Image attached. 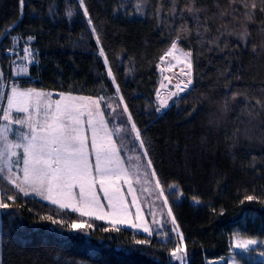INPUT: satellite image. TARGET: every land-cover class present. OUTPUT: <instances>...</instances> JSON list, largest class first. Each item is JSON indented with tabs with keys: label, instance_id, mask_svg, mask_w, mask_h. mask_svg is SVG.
Here are the masks:
<instances>
[{
	"label": "trees",
	"instance_id": "16d2710c",
	"mask_svg": "<svg viewBox=\"0 0 264 264\" xmlns=\"http://www.w3.org/2000/svg\"><path fill=\"white\" fill-rule=\"evenodd\" d=\"M243 3L84 0L85 17L78 0H25L22 9L20 0H0V71L6 82L15 80L11 37L23 42L31 35L35 63L19 86L111 97L119 106V85L132 122L150 142L149 157L183 234L187 264L227 258L237 237L264 241V0H247L256 4L248 15ZM177 39L191 53L194 88L157 115L158 63ZM169 185L176 186L175 196ZM5 202L11 206L0 209V264H169L177 242L171 233L173 243L154 235L136 246L146 234L91 219L84 221L93 228L75 232L66 225L81 219L77 213L67 211L61 228L40 219L55 207L45 201L19 194ZM135 247L140 251H126ZM235 261L264 264L251 252H238Z\"/></svg>",
	"mask_w": 264,
	"mask_h": 264
},
{
	"label": "snow or ice",
	"instance_id": "6c2138e0",
	"mask_svg": "<svg viewBox=\"0 0 264 264\" xmlns=\"http://www.w3.org/2000/svg\"><path fill=\"white\" fill-rule=\"evenodd\" d=\"M25 0H20L21 9ZM81 8L84 9L85 17L89 16L87 8L84 7V0H78ZM256 8V4L249 5L244 0L243 8L245 15H248L247 9ZM236 11V9H233ZM260 11L264 12V8ZM22 14V13H21ZM71 17L73 13L67 12ZM88 24L92 25L91 18ZM92 33L96 32L95 27L91 28ZM10 34V31L5 35ZM15 37H13V48H15ZM33 37H28L31 41ZM26 41V42H27ZM99 44V37H97ZM177 48V42L171 44V49ZM29 63H35V53L30 48H23ZM171 55V51L168 53ZM99 56L104 57L105 65L108 60L103 48L99 50ZM163 60V57H161ZM186 63L188 72L184 73L188 79L181 81L174 86L166 98L159 99L160 93L157 90L159 99L158 106L154 112L159 115L176 102L183 99L182 94H187L194 88V78L192 77L193 64L191 53H187L181 61ZM27 75V65L17 71L15 75ZM108 76L112 77V83L115 84L113 72L108 68ZM7 78L0 71V82ZM164 87V85H161ZM116 93H119V85H115ZM59 99L52 100L51 94L38 91L34 88L21 89L15 81L11 87L10 93L0 91V101L6 100V107L0 105V112L3 113L0 120V209H7L11 205L5 201H15L19 194L24 197L29 196V191L40 196L43 200L49 201L51 205L58 206L50 209L51 213L47 216H40L41 220L49 221L52 225L65 227L63 216L67 210L78 212L80 217H90L95 220L107 221L117 225H129L136 228L143 234H147L145 239L135 240L136 246L150 243V239L155 235H163L165 239L159 241L164 243H173L171 233H176V246L169 254V264H187L186 252L182 249L184 237L182 233H177L175 217L171 207L167 210V216L171 217L173 225L167 231H164V225L167 221H162L158 227H150L144 221L140 213V208H136V219L141 221L139 224L132 223L129 219V208L124 204V198L120 194L119 187L113 188L109 194L110 186L115 180L130 175L126 170L124 163L120 159V151L128 150L129 143L133 144V151L141 150L134 160L129 161L131 174L139 176L143 170L144 179L150 176L156 177V170L153 168V162L149 157V143L142 138V132L135 122L131 123V136L127 125L133 121L131 112L127 103H124L123 109L113 108L110 100L111 97L101 96L98 99L92 97H75L71 94L59 93ZM124 98L119 96V102L123 103ZM86 102V103H85ZM101 102L106 110H111L108 120L115 122L113 128L109 131L108 123L101 111ZM13 112L16 115H13ZM22 114V115H21ZM125 114H127L125 116ZM151 114V113H150ZM19 126V127H14ZM26 128L24 131L22 129ZM146 131V129H145ZM91 134L90 138L87 133ZM9 134L15 135V140L9 138ZM113 136L116 137L113 140ZM117 141L120 147L117 146ZM138 141V149L136 143ZM94 155L95 163L93 164L90 157ZM15 157V160L12 158ZM146 161V162H145ZM22 164V167H21ZM15 169V170H14ZM6 182V183H5ZM104 192V197L108 201L106 207L110 212H105V205L101 203L100 197L96 194V184ZM156 187L160 188V195L164 196L163 189L159 179L155 181ZM11 186V187H9ZM175 185H169V195H176ZM15 189L16 194H11ZM129 190H132L129 182ZM181 197L177 196V199ZM251 201L253 196L246 197ZM78 201V204L75 203ZM132 205H136V197L133 196ZM168 203V197L164 196V204ZM60 216L61 219L54 217ZM156 221H153L155 224ZM92 223L83 220L73 219L66 227L75 232H82L86 227L93 228ZM118 231V227L109 229L103 228V231ZM255 240H247L243 243L236 244L237 248L248 249V245L256 244ZM128 253L140 251L139 247L126 249ZM264 255V253H262Z\"/></svg>",
	"mask_w": 264,
	"mask_h": 264
},
{
	"label": "rangeland",
	"instance_id": "374dc122",
	"mask_svg": "<svg viewBox=\"0 0 264 264\" xmlns=\"http://www.w3.org/2000/svg\"><path fill=\"white\" fill-rule=\"evenodd\" d=\"M174 42H177V48L175 50H172L170 47L161 56V57H163V60L161 59L158 63V70H159L160 76H161L160 77V84H159V88H158L159 93H160L159 99L166 98L167 95L171 91L175 90L174 86L176 84L180 83L182 80L186 82V80L188 79V77L184 74V73L188 72V69L186 67V63H182L181 61L184 59L185 55L187 53H189V51L182 49L179 46V44H178L179 40L178 39L175 40ZM170 51H171V55L168 54ZM15 54H16V57L13 58V61H12L13 64L16 62H20V61L22 62L24 57L21 55V53L16 52ZM191 61H192V57H191ZM13 64H12V76H13V70H14ZM191 75L193 77V69H192ZM13 78H15V76H13ZM13 81H15L17 85H19V81H16V80H12L9 82L4 81V82L0 83V91H3L6 93L8 90H11V87L13 86ZM161 85H164V87H161ZM115 91H116V89H115ZM53 95L58 96V93L53 92ZM115 96L119 100L120 95L118 93H116ZM159 99H158V97H156L157 106L159 103ZM111 100H110V102L112 103L113 108H118V110L123 109V106H124L123 103L119 102V106H118V101L116 103L115 101L113 102ZM3 101H0V105H3ZM101 107H102V110H103V113L105 116V120L108 123L109 131H111L113 128V124L115 122L108 120L110 112L107 115H105L106 109L103 106V102H101ZM109 111H111V110H109ZM2 114L3 113L0 112V117H2ZM126 115L127 114H125V116ZM0 123H2V120H0ZM131 123H132V121L128 123L127 128H128V131L131 133V136L134 138L135 133L131 132ZM115 139H116V137L113 136V140H115ZM135 143H136V146L138 149V141ZM117 146H118V148L120 147V144L118 141H117ZM132 148H133V144L129 143L127 151H124V150L120 151L121 161L124 163L126 170L130 171V175L127 177H122L119 180H115L114 183L112 184V187H114V188L119 187L120 194L124 198V204L129 208L128 219L132 223H135V224L141 223V221L136 219V208L138 206L140 208L141 215L144 217V221L146 223H148V225L150 227H153V228L158 227L162 221L166 220L167 224L164 225L163 229H165V227L171 228L173 226L171 224V217L167 216V210L169 208V203L164 204V196H166V195H165V192H164V189L162 188V186H161V188L163 189L164 196L160 195L161 189L156 187L155 181L157 179V176L156 177L150 176L151 169L148 170L149 171V179L147 181L144 179L142 169H141L139 176L131 174V170L129 169V161L134 160L135 156L139 155L140 151H141V150L133 151ZM129 182H131V185H132L131 191L129 190ZM133 196L136 197V205H132V203H131ZM46 203H48V202H46ZM55 207H58V206H55ZM67 211L74 213V214L77 213L79 215L78 212H72L70 209ZM80 218L81 219H79V220H83V221H84V219L95 220L94 218H90L87 216L80 217ZM154 220L156 221L155 224H153ZM95 221H99V220H95ZM102 222H106L107 224L110 225V223H108L107 221H102ZM117 226L121 227V225H117ZM125 226H126L125 228L131 229V230L136 231V232H140L136 228H132L127 224H125ZM122 227H124V226H122ZM177 233H181V232L177 229ZM174 236L176 238V233H174ZM247 240H255V241H257V243L248 245L247 250L236 247V244L243 243L244 241H247ZM181 247H182V249L184 248V241H183V244L181 245ZM231 250H232V253L230 256H228L227 258L219 259L218 261H215L214 264H239L235 261V254H237L238 252L240 254H244V255H247L251 252V253H253V257H255L256 260L264 261V255H262V253H264V241H262V240H257L254 238L253 239L252 238L245 239V238L237 237V238H235V241L233 243Z\"/></svg>",
	"mask_w": 264,
	"mask_h": 264
},
{
	"label": "crops",
	"instance_id": "0c3cea01",
	"mask_svg": "<svg viewBox=\"0 0 264 264\" xmlns=\"http://www.w3.org/2000/svg\"><path fill=\"white\" fill-rule=\"evenodd\" d=\"M18 87H20L21 89H28V88H29V87H21V86H19V85H18ZM34 89H35V88H34ZM36 90H38V91H43V92H45V93H49V94H51V99H52L53 101L56 100V99H59V98H60L59 95H58V96L53 95V92H52V91H49V90L46 91V90H43V89H40V88H36ZM10 91H11V90H8L6 93H10ZM64 94H68V93H64ZM70 94H71L72 96H75V97H89V96L78 95V94H74V93H70ZM92 98H93V97H92ZM98 98H99V97H94V99H98ZM85 103H86V102H85ZM3 106L6 107V100L3 101ZM101 111L103 112L102 107H101ZM103 114H104V113H103ZM2 115H3V114H2ZM13 115H16V113L13 112ZM21 115H22V114H21ZM104 118H105V116H104ZM2 122H3V121H2ZM14 127H19V126H14ZM22 130L26 131L27 129L24 128V129H22ZM87 134L89 135V138H90V136H91L90 132L87 133ZM9 138L12 139V140H15V135H14V134H9ZM12 159L15 160V157H13ZM120 159H121V155H120ZM90 160H91V162H92L93 164L95 163L94 155H92V156L90 157ZM21 167H22V164H21ZM14 170H15V169H14ZM113 188H114V187H112V185H111V186H110V189H109V194H111ZM96 194L100 197L101 203L105 205V209H104V211H105V212H107V211L110 212V210L106 207L108 201L105 199V197H104V192H103V190L100 188L99 183L96 184ZM27 197H31V198L36 199V200H39V201H45V202L50 203L49 201L43 200L40 196L36 195L35 193H32L31 191H29V196H27ZM75 203L78 204V201H76ZM122 226L126 227L125 225H121V227H122Z\"/></svg>",
	"mask_w": 264,
	"mask_h": 264
},
{
	"label": "built area",
	"instance_id": "2783aa9c",
	"mask_svg": "<svg viewBox=\"0 0 264 264\" xmlns=\"http://www.w3.org/2000/svg\"><path fill=\"white\" fill-rule=\"evenodd\" d=\"M13 37H15L16 39H15V48H13V43H14V41H13ZM28 37H33L34 39H32L31 41H27V38ZM27 41V42H26ZM11 50L10 51H8V53L9 54H15L16 52H19V53H21V55L24 57L23 58V61L20 63V62H16V63H14L13 65V67H14V70H13V76H15V80L16 81H23L24 80V78H26V79H28V78H30L31 77V75H30V66H31V63H29V60H28V58H26V54L23 52V48H25V47H28V48H30V50H31V52H33V53H35L34 51H33V49H32V45L34 44V42H35V37L34 36H31V35H29V36H26L24 39H23V42L20 40V37L18 36V35H13L12 37H11ZM24 65H27V75H24V74H22V75H19V76H17V75H15V73L17 72V71H20V70H22L23 69V66Z\"/></svg>",
	"mask_w": 264,
	"mask_h": 264
}]
</instances>
